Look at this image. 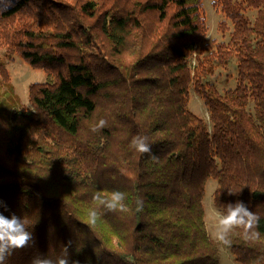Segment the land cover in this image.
I'll return each mask as SVG.
<instances>
[{
	"label": "trees",
	"instance_id": "obj_1",
	"mask_svg": "<svg viewBox=\"0 0 264 264\" xmlns=\"http://www.w3.org/2000/svg\"><path fill=\"white\" fill-rule=\"evenodd\" d=\"M212 6L229 23L215 50L202 0H14L0 15L5 56L48 77L29 85V107L7 122L0 114V213L24 218L33 235L6 264L55 257L69 241L79 264H219V247L237 264H264V0ZM233 59L236 86L220 94L204 80ZM0 77L7 83L2 61ZM190 89L211 127L190 110ZM138 135L151 154L130 147ZM209 179L218 208L242 202L260 216L259 238L236 228L229 247L212 240ZM112 191L130 211L100 208L90 225L93 197Z\"/></svg>",
	"mask_w": 264,
	"mask_h": 264
},
{
	"label": "clouds",
	"instance_id": "obj_2",
	"mask_svg": "<svg viewBox=\"0 0 264 264\" xmlns=\"http://www.w3.org/2000/svg\"><path fill=\"white\" fill-rule=\"evenodd\" d=\"M14 6V0H0V15L9 8ZM106 126V121L100 120L97 125L92 127L91 131L96 132ZM130 147L140 154H151V145L147 136H134L130 142ZM153 160L157 159L155 155H151ZM93 200L97 207L92 209L88 214V222L95 225L99 219V209L103 208L109 212H129L130 209L125 203L126 194L121 191H112L108 196L102 197L97 193ZM142 201H136V211H142ZM0 207L7 210V206L0 201ZM209 214L215 219L213 226V234L216 241L222 246L229 247L231 240L230 233L239 228L242 230V236L245 240H254L259 238V232L256 229L259 226L260 216L256 212L249 211L247 206L242 202L229 204L221 211L213 202L209 209ZM33 242L32 232L28 230V226L24 218L17 217L12 214L10 217L0 213V264H6V260L14 251L26 248ZM71 241L65 244L61 254L50 257L37 255L32 258L30 264H79V261H70L69 247Z\"/></svg>",
	"mask_w": 264,
	"mask_h": 264
},
{
	"label": "rangeland",
	"instance_id": "obj_3",
	"mask_svg": "<svg viewBox=\"0 0 264 264\" xmlns=\"http://www.w3.org/2000/svg\"><path fill=\"white\" fill-rule=\"evenodd\" d=\"M213 0H202L203 16L207 25V35L204 44H207L212 50H215L217 44L228 41V32L224 34L219 30L218 25L225 19L219 9L212 6ZM248 16L253 19L254 11H247ZM229 25V23H228ZM0 61L5 64L7 72V83L3 82L0 77V114L4 121H10L11 113L14 109L21 106L29 107L28 103V87L33 83H42L48 80L46 73L42 69H33L29 64L24 62L18 55L10 57L5 56V50L0 48ZM215 73L213 76L206 78L204 81L212 83L220 94L233 89L237 83L236 61L230 60L226 65H222L215 61ZM191 65H195V60L191 61ZM189 108L197 116L201 117L211 127L209 113L201 97L190 89ZM253 105L250 103L248 111L252 113ZM216 182L209 179L205 185V195L202 200L205 211V223L209 236L216 241L213 234V226L215 219L209 214V207L213 203V191ZM223 211L221 208H219ZM217 242V241H216ZM219 264H237L230 252L219 247Z\"/></svg>",
	"mask_w": 264,
	"mask_h": 264
}]
</instances>
